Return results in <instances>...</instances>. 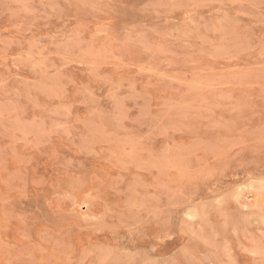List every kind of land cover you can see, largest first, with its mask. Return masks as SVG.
<instances>
[{"label":"rangeland","instance_id":"rangeland-1","mask_svg":"<svg viewBox=\"0 0 264 264\" xmlns=\"http://www.w3.org/2000/svg\"><path fill=\"white\" fill-rule=\"evenodd\" d=\"M262 252L264 0H0V264Z\"/></svg>","mask_w":264,"mask_h":264},{"label":"snow or ice","instance_id":"snow-or-ice-1","mask_svg":"<svg viewBox=\"0 0 264 264\" xmlns=\"http://www.w3.org/2000/svg\"><path fill=\"white\" fill-rule=\"evenodd\" d=\"M254 254V253H253ZM262 254H264V252H262Z\"/></svg>","mask_w":264,"mask_h":264}]
</instances>
